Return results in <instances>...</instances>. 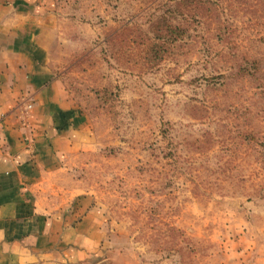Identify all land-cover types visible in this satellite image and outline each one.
<instances>
[{"label": "rangeland", "instance_id": "obj_1", "mask_svg": "<svg viewBox=\"0 0 264 264\" xmlns=\"http://www.w3.org/2000/svg\"><path fill=\"white\" fill-rule=\"evenodd\" d=\"M97 8L59 71L92 137L74 167L98 263L264 264V0Z\"/></svg>", "mask_w": 264, "mask_h": 264}, {"label": "crops", "instance_id": "obj_2", "mask_svg": "<svg viewBox=\"0 0 264 264\" xmlns=\"http://www.w3.org/2000/svg\"><path fill=\"white\" fill-rule=\"evenodd\" d=\"M97 4L0 0V73L22 96L0 124V264L102 259L93 193L74 167L92 137L59 71L62 45L81 40L82 16L98 14Z\"/></svg>", "mask_w": 264, "mask_h": 264}, {"label": "built area", "instance_id": "obj_3", "mask_svg": "<svg viewBox=\"0 0 264 264\" xmlns=\"http://www.w3.org/2000/svg\"><path fill=\"white\" fill-rule=\"evenodd\" d=\"M21 94L16 90L12 78L7 73H0V124L9 110L20 107Z\"/></svg>", "mask_w": 264, "mask_h": 264}]
</instances>
